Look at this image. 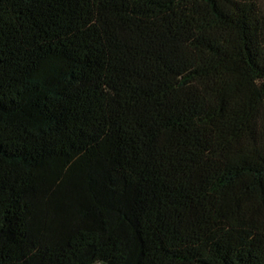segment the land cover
Here are the masks:
<instances>
[{
    "label": "trees",
    "instance_id": "obj_1",
    "mask_svg": "<svg viewBox=\"0 0 264 264\" xmlns=\"http://www.w3.org/2000/svg\"><path fill=\"white\" fill-rule=\"evenodd\" d=\"M0 264H264V0H0Z\"/></svg>",
    "mask_w": 264,
    "mask_h": 264
}]
</instances>
